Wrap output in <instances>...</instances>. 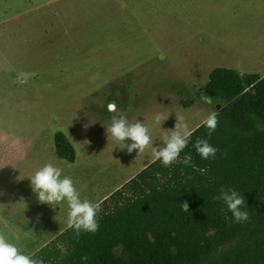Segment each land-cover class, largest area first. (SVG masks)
Wrapping results in <instances>:
<instances>
[{
  "label": "rangeland",
  "instance_id": "374dc122",
  "mask_svg": "<svg viewBox=\"0 0 264 264\" xmlns=\"http://www.w3.org/2000/svg\"><path fill=\"white\" fill-rule=\"evenodd\" d=\"M217 10L192 0H0V142L18 149L16 135L23 132L110 123L109 103L129 122L147 123L152 139L174 130L177 115L194 131L210 112L232 103L205 93L215 69H230L223 65L239 55L247 57L250 71L264 63V0L242 5L254 18V34L263 37L245 45L205 46L211 32L198 21L218 18ZM157 113L168 119L156 124ZM24 152L32 149H18V162L0 158V214L12 212L10 225L2 219L11 234L25 228L22 210L12 206L37 205L36 194L21 191L18 181L6 189L5 182L30 163L19 161ZM38 153L51 156L49 148Z\"/></svg>",
  "mask_w": 264,
  "mask_h": 264
},
{
  "label": "trees",
  "instance_id": "16d2710c",
  "mask_svg": "<svg viewBox=\"0 0 264 264\" xmlns=\"http://www.w3.org/2000/svg\"><path fill=\"white\" fill-rule=\"evenodd\" d=\"M205 93L232 103L217 114L210 137L203 124L192 131L180 154L183 160L190 153L191 165L154 161L98 205L97 232L67 229L34 258L44 264H264V77L218 68ZM198 137L218 150L214 158L197 154ZM54 141L56 156L73 164L75 149L65 134ZM221 187L244 197L247 221L236 223L214 199Z\"/></svg>",
  "mask_w": 264,
  "mask_h": 264
},
{
  "label": "crops",
  "instance_id": "0c3cea01",
  "mask_svg": "<svg viewBox=\"0 0 264 264\" xmlns=\"http://www.w3.org/2000/svg\"><path fill=\"white\" fill-rule=\"evenodd\" d=\"M192 1L198 2L200 6L212 5L218 8L216 11L219 14L218 18H201L198 21L201 27H206L211 32L205 45L207 48L215 47L218 43L227 42L245 45L249 42V39L255 42L263 39V37H257L250 27H255L254 18L242 10L243 4L255 0ZM214 27H220L215 28L220 33L213 32ZM258 64L259 68L255 69V71H250L252 70V65L248 63L247 57L245 55H239L233 60L226 62L223 66L231 70H240L243 73H254L264 77V63ZM261 70L263 73H259ZM110 123L102 124L99 120H94V122L90 123L79 121L75 123L77 130L72 128V130L69 128L63 129L62 133L65 134L75 149L76 158L73 164L59 159L56 154L54 155V138L59 132L48 131L45 134V132L37 133L30 131L17 134V142L21 145L18 149H32L31 153H20L19 161H29L30 163L27 165L26 171L20 176L15 174L5 182L8 184L6 189L13 185L15 181H18L21 186V191L28 189L33 191L31 181L28 177L32 176L45 163L53 162L55 166L63 169L62 175H67L72 178L74 186L79 191L82 200L87 199L99 205L154 162L151 157V146L140 154L137 150L128 153L127 149H122L118 146L117 141L108 139L106 126ZM165 131L166 128L163 134ZM161 136L162 132L159 136L152 139L154 147H159L162 144L160 140ZM126 143L130 144L131 141L128 140ZM7 144L5 140L0 142L1 161L7 162L12 160L13 162H18V149L9 147ZM10 144H14V142H10ZM41 147H44V149L49 148L51 150V156L48 157L46 153L34 154V150ZM35 200L34 202L37 205L33 204L32 201L24 205L19 203L12 206L14 210H22L21 214L23 215V223L25 224L24 229L16 230L17 234H11L9 231H6L9 229L2 220L7 217V222L10 225L12 212L8 211L7 214H0V234L5 235L9 242L15 244L22 251H40L68 229L66 227L68 214L66 202L52 207L49 204L40 203L37 198ZM17 213L19 214V212Z\"/></svg>",
  "mask_w": 264,
  "mask_h": 264
},
{
  "label": "clouds",
  "instance_id": "9594fccd",
  "mask_svg": "<svg viewBox=\"0 0 264 264\" xmlns=\"http://www.w3.org/2000/svg\"><path fill=\"white\" fill-rule=\"evenodd\" d=\"M238 71L242 77L244 75L243 71ZM207 102L211 103L210 100ZM107 111L114 114L111 123L106 126L108 139L117 141L120 148L127 149L128 153L138 150L140 154L151 146V157L154 161H160L164 167H169L174 163L191 165L192 156L190 153L186 154L183 160H180V154L188 146L192 136V131L184 117L177 115L174 130H166L160 137L162 144L159 147H154L147 123L138 120L134 123L129 122L127 115L118 109L115 103H109ZM166 119L168 117H165L162 113H157L154 116L156 124H162ZM202 123L207 128L210 137L218 124L217 113L215 111L210 112ZM128 140L131 141L130 144L126 143ZM193 146L201 159L214 158L218 151L205 138L198 137ZM62 173V168L55 166L53 162H47L36 170L32 176L28 177L34 193L37 194L38 201L52 207L66 202L68 207L66 227L68 229H73L77 235L82 231L97 232L99 224L96 217L99 206L87 199L82 200L72 178L62 175ZM214 199L224 202L236 223L248 220V213L242 210L244 197L235 189L221 187L219 194ZM181 208L187 212L189 209L188 203L183 202ZM58 247L62 254L67 253L62 245H58ZM82 259L87 260V257H82ZM0 264H44V261L34 258L33 253L26 250L22 251L15 244L9 242L5 235L0 234Z\"/></svg>",
  "mask_w": 264,
  "mask_h": 264
},
{
  "label": "bare ground",
  "instance_id": "6f19581e",
  "mask_svg": "<svg viewBox=\"0 0 264 264\" xmlns=\"http://www.w3.org/2000/svg\"><path fill=\"white\" fill-rule=\"evenodd\" d=\"M260 50H261V49H250V50H249V53L255 54L256 52H259ZM261 56L263 57L262 59H264V54H262ZM22 80H23V82H24L25 79H22Z\"/></svg>",
  "mask_w": 264,
  "mask_h": 264
}]
</instances>
